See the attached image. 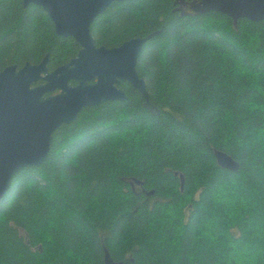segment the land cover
Segmentation results:
<instances>
[{
	"label": "trees",
	"instance_id": "trees-1",
	"mask_svg": "<svg viewBox=\"0 0 264 264\" xmlns=\"http://www.w3.org/2000/svg\"><path fill=\"white\" fill-rule=\"evenodd\" d=\"M176 1L112 3L92 22L97 47L159 32L136 64L159 114L122 82L126 101L60 126L0 200V264H103L104 250L123 264H264V20ZM78 50L40 7L0 0V72L46 54L53 71Z\"/></svg>",
	"mask_w": 264,
	"mask_h": 264
},
{
	"label": "water",
	"instance_id": "water-1",
	"mask_svg": "<svg viewBox=\"0 0 264 264\" xmlns=\"http://www.w3.org/2000/svg\"><path fill=\"white\" fill-rule=\"evenodd\" d=\"M126 0H22L27 7H40L53 23L54 32L72 38L77 55L68 63L48 71V54L38 64L9 65L0 72V200L12 178L22 169L37 167L47 159L52 134L76 120L87 107L107 101H126L119 88L129 84L144 99L143 107L152 115L159 110L149 102L144 81L136 72L144 44L159 32L132 38L118 47L95 46L90 25L112 3ZM194 15L221 13L233 21L264 20V0H177ZM74 83V85H71ZM217 166L236 172L239 165L226 153L213 150ZM180 190L184 179L179 175ZM140 186L133 180L130 183ZM103 264L115 262L104 250Z\"/></svg>",
	"mask_w": 264,
	"mask_h": 264
},
{
	"label": "flooded vegetation",
	"instance_id": "flooded-vegetation-1",
	"mask_svg": "<svg viewBox=\"0 0 264 264\" xmlns=\"http://www.w3.org/2000/svg\"><path fill=\"white\" fill-rule=\"evenodd\" d=\"M185 6V5H184ZM187 8V7H186ZM49 71V70H48ZM51 72V71H50ZM71 85H74V83L73 84H71Z\"/></svg>",
	"mask_w": 264,
	"mask_h": 264
}]
</instances>
